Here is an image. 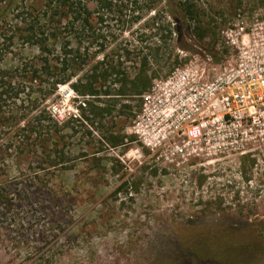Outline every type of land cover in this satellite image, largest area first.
<instances>
[{
    "label": "rangeland",
    "instance_id": "obj_1",
    "mask_svg": "<svg viewBox=\"0 0 264 264\" xmlns=\"http://www.w3.org/2000/svg\"><path fill=\"white\" fill-rule=\"evenodd\" d=\"M199 1L220 24L218 38L215 45L194 41L193 53L177 52L187 59L178 69L190 67L211 79L212 68L219 71L235 55L222 32L240 27L249 32L264 22V0H242L240 9L225 7V0ZM10 2L2 24L9 36L17 32L9 29L18 21L16 9H38L41 0H0V6ZM220 9L222 17L216 14ZM135 37L125 35L128 41ZM15 46L3 62L7 68L21 54H37L21 41ZM164 92L156 87L151 94ZM79 101L65 85L44 103L64 123L68 170L49 167V152L36 157L14 148L21 133L6 125L7 107L1 109L0 264H167L170 248L226 230L258 255L240 264H264V133L225 128L198 143L185 137L166 142L153 135L161 120L153 114V124L146 126L141 112L134 121L119 122L117 128L134 139L121 155L105 143L99 124L96 131L85 130ZM123 182L128 185L117 192Z\"/></svg>",
    "mask_w": 264,
    "mask_h": 264
},
{
    "label": "trees",
    "instance_id": "obj_2",
    "mask_svg": "<svg viewBox=\"0 0 264 264\" xmlns=\"http://www.w3.org/2000/svg\"><path fill=\"white\" fill-rule=\"evenodd\" d=\"M225 1V7H242V0L235 6ZM11 8V2L0 6V114L7 107L6 125L21 133L14 148L36 157L49 152V167L61 170H68L70 162L63 149L64 123L44 104L60 86L67 85L80 100L85 130L96 131L99 124L105 143L123 155L134 139L117 128L119 122L134 121L155 82L186 64L177 52L193 53L194 41L215 45L220 26L199 0H41L38 9H16L18 21L9 29L17 32L9 36L2 24ZM216 14L222 17L224 10ZM133 33L136 37L128 41L125 35ZM17 41L37 54H21L7 68L3 62L17 50ZM127 185L123 182L117 192ZM231 235L226 230L190 246H174L167 251V264H240L258 257L246 241Z\"/></svg>",
    "mask_w": 264,
    "mask_h": 264
},
{
    "label": "built area",
    "instance_id": "obj_3",
    "mask_svg": "<svg viewBox=\"0 0 264 264\" xmlns=\"http://www.w3.org/2000/svg\"><path fill=\"white\" fill-rule=\"evenodd\" d=\"M222 33L235 55L219 71L213 67L211 79L202 78L197 70L192 73L190 67L178 69L166 81L155 82L143 97L141 117L146 126L153 124V114L161 120L153 128L154 136L166 142L185 137L188 143H198L225 128L264 133V22L249 32L240 27ZM156 87L165 91L163 97L152 96ZM163 122L167 129L160 127Z\"/></svg>",
    "mask_w": 264,
    "mask_h": 264
},
{
    "label": "water",
    "instance_id": "obj_4",
    "mask_svg": "<svg viewBox=\"0 0 264 264\" xmlns=\"http://www.w3.org/2000/svg\"><path fill=\"white\" fill-rule=\"evenodd\" d=\"M64 94H66V93H64Z\"/></svg>",
    "mask_w": 264,
    "mask_h": 264
}]
</instances>
